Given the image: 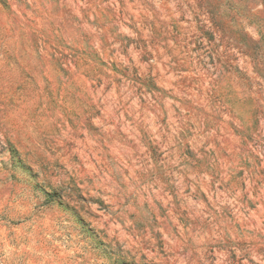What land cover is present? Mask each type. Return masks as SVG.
Instances as JSON below:
<instances>
[{
	"label": "rangeland",
	"instance_id": "obj_1",
	"mask_svg": "<svg viewBox=\"0 0 264 264\" xmlns=\"http://www.w3.org/2000/svg\"><path fill=\"white\" fill-rule=\"evenodd\" d=\"M0 264H264V0H0Z\"/></svg>",
	"mask_w": 264,
	"mask_h": 264
}]
</instances>
